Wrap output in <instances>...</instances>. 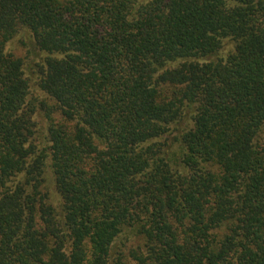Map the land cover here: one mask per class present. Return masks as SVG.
<instances>
[{"label": "trees", "instance_id": "1", "mask_svg": "<svg viewBox=\"0 0 264 264\" xmlns=\"http://www.w3.org/2000/svg\"><path fill=\"white\" fill-rule=\"evenodd\" d=\"M0 264H264V0H0Z\"/></svg>", "mask_w": 264, "mask_h": 264}, {"label": "rangeland", "instance_id": "2", "mask_svg": "<svg viewBox=\"0 0 264 264\" xmlns=\"http://www.w3.org/2000/svg\"><path fill=\"white\" fill-rule=\"evenodd\" d=\"M15 45H16V44H14V43L12 44V47L14 48V52H15L16 54H19V55H20L22 51H21L20 48H18V47L16 48Z\"/></svg>", "mask_w": 264, "mask_h": 264}]
</instances>
